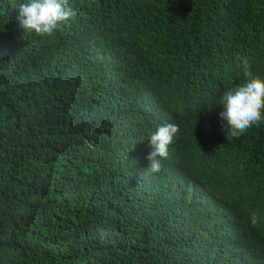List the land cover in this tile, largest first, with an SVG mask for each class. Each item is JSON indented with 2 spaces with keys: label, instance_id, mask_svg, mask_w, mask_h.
<instances>
[{
  "label": "trees",
  "instance_id": "16d2710c",
  "mask_svg": "<svg viewBox=\"0 0 264 264\" xmlns=\"http://www.w3.org/2000/svg\"><path fill=\"white\" fill-rule=\"evenodd\" d=\"M0 0V264H264V0H70L51 35ZM180 126L159 174L150 134Z\"/></svg>",
  "mask_w": 264,
  "mask_h": 264
},
{
  "label": "clouds",
  "instance_id": "9594fccd",
  "mask_svg": "<svg viewBox=\"0 0 264 264\" xmlns=\"http://www.w3.org/2000/svg\"><path fill=\"white\" fill-rule=\"evenodd\" d=\"M74 16L70 0H29L20 5L16 19L21 28L43 36L51 35ZM238 59H242L245 81L225 89L218 103L223 106L220 118L227 138H239L251 127L264 123V79L255 75L247 57ZM179 132V125L168 122L150 134L151 151L146 156L148 174L162 171V161L168 158L170 146Z\"/></svg>",
  "mask_w": 264,
  "mask_h": 264
}]
</instances>
